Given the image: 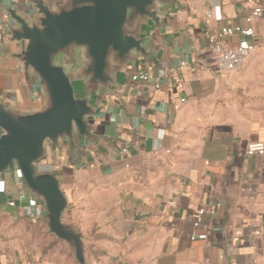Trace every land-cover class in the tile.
<instances>
[{"label": "crops", "instance_id": "crops-1", "mask_svg": "<svg viewBox=\"0 0 264 264\" xmlns=\"http://www.w3.org/2000/svg\"><path fill=\"white\" fill-rule=\"evenodd\" d=\"M216 6L222 21L208 17ZM250 6L247 0H179L148 31L151 58L122 71L118 85L98 100L100 117L92 123L99 140L78 144L72 156L67 146L47 151L40 170L58 177L70 205L63 221L87 237L88 264H264V157L247 155L250 144H264V99L258 97L264 88L252 82L264 52L234 73H220L214 57L202 52L207 32L230 25H252L264 38V20H245ZM11 7L29 15L24 0H0V102L40 110L44 92L27 83L16 59L22 43L9 40ZM137 71H148L150 80L132 81ZM19 181L17 173L0 176V264H60L34 239L42 212L24 211L32 196ZM99 191L118 198L97 200ZM201 208L206 213L196 228ZM133 212L151 216L135 222ZM193 234L207 240L193 241ZM97 239H120V249L108 244V252L99 251L104 243ZM56 241L68 264L77 263Z\"/></svg>", "mask_w": 264, "mask_h": 264}, {"label": "water", "instance_id": "water-1", "mask_svg": "<svg viewBox=\"0 0 264 264\" xmlns=\"http://www.w3.org/2000/svg\"><path fill=\"white\" fill-rule=\"evenodd\" d=\"M179 0H24L28 13L7 9L9 40L23 48L16 59L27 83H38L40 110L0 102V176L21 174L32 199L42 203L47 231L64 242L78 264H88L87 237L63 221L70 208L56 175L40 170L47 151L98 141L92 121L98 100L139 58H151L148 31ZM150 214L133 212L135 222Z\"/></svg>", "mask_w": 264, "mask_h": 264}, {"label": "built area", "instance_id": "built-area-1", "mask_svg": "<svg viewBox=\"0 0 264 264\" xmlns=\"http://www.w3.org/2000/svg\"><path fill=\"white\" fill-rule=\"evenodd\" d=\"M247 4L250 6V13L246 16L245 20L249 23L253 21L264 20V0H247ZM209 18H213L216 21H222L221 8L216 6L210 13ZM206 45L202 52L204 54L211 55L215 59V65L220 73H234L242 69L250 57L262 48L264 38L259 34L257 29L252 25H230L223 27L217 31H211L206 33ZM182 66L186 67L189 64L183 62ZM151 78L148 71H137L132 75V81L147 82ZM156 88L159 89V83L156 84ZM184 101V100H183ZM130 142H126L120 150V160L125 162L129 153ZM248 156H261L264 157V144L252 143L247 148ZM128 167V165H126ZM19 175L20 185H24V181L21 174ZM5 190V183L0 182V193ZM9 206H16L15 202H10ZM24 211L28 209H36V212H42V203H38L33 199L29 200V204L22 207ZM205 209L201 208L195 215L194 226L200 227L203 223V217L205 215ZM30 218H37V213L28 214ZM193 241H205L207 240L206 234L192 236Z\"/></svg>", "mask_w": 264, "mask_h": 264}, {"label": "rangeland", "instance_id": "rangeland-1", "mask_svg": "<svg viewBox=\"0 0 264 264\" xmlns=\"http://www.w3.org/2000/svg\"><path fill=\"white\" fill-rule=\"evenodd\" d=\"M260 51H263L264 52V47H262L260 50H259V52ZM259 52H257V53H259ZM252 73H253V78H254V80H252V82H253V86H255V87H262V88H264V59H263V62L262 63H259L258 65H256L255 66V68H254V70L252 71ZM246 88H249V86H246ZM258 97H260V98H263L264 99V96H258ZM241 98H240V95L238 94V100H240ZM81 180H82V183H83V177L81 178ZM99 193H101L100 191L98 192V195H97V200H100L102 197L104 198H108V199H110V200H115V199H117L118 197H117V194L116 193H111V192H109V194H104V195H101V194H99ZM67 213V212H66ZM65 213V214H66ZM67 216H66V218H68L69 217V214H66ZM96 235H98V237L96 236ZM102 235H105V236H107L108 234H100V233H96L94 236L95 237H97V238H101L102 237ZM122 237H124V238H128L129 237V234L127 233V232H124L123 234H122ZM96 242H98L99 244L100 243H104V246H100V245H98V249H99V251H104V252H108L109 250H110V248H107V246H108V244L112 247L111 249H113L115 252L118 250L119 251V249H120V244H121V240L120 239H115V240H101V239H97V240H95V243ZM66 252V250L64 251L63 249H56V251L53 253L54 254V256H53V259L56 261H59L60 262V264H68V262H67V257H66V255L65 254H67V253H65Z\"/></svg>", "mask_w": 264, "mask_h": 264}, {"label": "trees", "instance_id": "trees-1", "mask_svg": "<svg viewBox=\"0 0 264 264\" xmlns=\"http://www.w3.org/2000/svg\"><path fill=\"white\" fill-rule=\"evenodd\" d=\"M32 233L35 241L40 244L44 254L53 255L56 249L62 248L61 243L56 241V239L47 232L46 227L41 221L32 230ZM72 263L78 264L74 260Z\"/></svg>", "mask_w": 264, "mask_h": 264}]
</instances>
